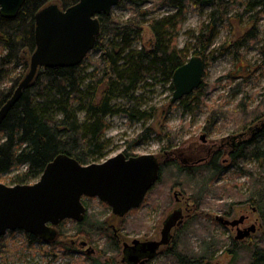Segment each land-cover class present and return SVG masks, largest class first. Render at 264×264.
Returning a JSON list of instances; mask_svg holds the SVG:
<instances>
[{"label":"rangeland","instance_id":"rangeland-1","mask_svg":"<svg viewBox=\"0 0 264 264\" xmlns=\"http://www.w3.org/2000/svg\"><path fill=\"white\" fill-rule=\"evenodd\" d=\"M228 1L231 9L224 24L218 27L215 39L207 51V56L213 54L217 58L207 65L203 88L195 91L198 99L185 100L184 104L173 103V83L163 78L148 80L146 83L149 85L142 84L135 94L136 109L146 112L147 118L134 124L121 113L109 116L102 137L106 145L105 156L94 162L102 163L120 153L131 156L150 154L163 160L169 137L175 133H183V136L176 138L177 147L185 150L196 144L202 150L206 149L203 150L205 160L200 165L185 164L186 167L201 168L211 163V155L221 153L219 163L223 169L214 183L221 187L218 195L209 194L200 207L194 202L191 192L185 191L181 186L177 187L176 183L182 184V180L175 181L162 176V180L150 191L141 207L121 219L98 198L84 197L86 217L90 221L97 219L103 222L104 231L92 233V237L84 233L80 235L77 233L80 222L66 220L63 227H60L62 222L57 228L58 236L54 241L40 240L34 243L30 242L29 234L24 231H8L0 241V245H3L0 249V264H120L123 243L160 239L163 221L175 207L176 188L185 196L184 199L180 196L183 207L187 206L188 197L191 198L189 207H193L192 204L195 206L192 217L177 231L178 239L171 253L183 252V247L199 252L203 240L212 239L219 246L211 255L213 259L204 264H246L249 253L245 248L250 246L249 243H252L251 246H264V212L251 198L253 180L251 176L239 172L233 164L223 163L227 149L230 150L232 146L218 149L221 141L228 136L241 134L250 128L248 139L251 141L253 133L256 131L257 135L260 132L256 128L261 121L253 122L254 116L250 114L258 108L260 115L262 109L259 106H264V7L245 11L240 3L249 4L250 0ZM160 4L159 0H147L144 6L136 9L124 0L113 8L111 14L119 19H128L149 10L150 13L142 20V32L134 42L135 48L152 44L153 32L149 27L151 22L177 12L175 8ZM213 11L212 6L187 5L178 22V29L173 33L174 46L187 51L190 58L195 56L198 42L194 37L200 33L203 25L210 22ZM100 55V51L94 49L88 54L83 65L86 74L94 70L91 63H97ZM27 60L30 66V55ZM28 70L29 67L24 76ZM21 72L20 68L13 77L17 78ZM240 76L245 79L239 78ZM119 103L120 101L117 103L120 107ZM215 112L222 114L211 120ZM244 113L248 116L243 119ZM214 143L218 144V148L216 147L215 153L207 156L205 153ZM237 163L246 169H256V177L264 180V172L257 169L258 164L247 158ZM25 170L24 167L13 170L0 179V182L13 186V177ZM39 179L40 177L34 183ZM254 210L257 212L254 213ZM219 215L227 216L228 219L250 215L249 225L256 224L258 231L248 241L237 242L234 240L237 231L217 222L215 218ZM62 231H65L64 236ZM237 249L243 251L236 256L234 251ZM164 252L161 251L148 264H176L175 259Z\"/></svg>","mask_w":264,"mask_h":264},{"label":"trees","instance_id":"trees-1","mask_svg":"<svg viewBox=\"0 0 264 264\" xmlns=\"http://www.w3.org/2000/svg\"><path fill=\"white\" fill-rule=\"evenodd\" d=\"M79 1L25 0L15 18H4L0 14V110L25 77L24 72L29 67L27 56L30 55L31 60L36 49V15L51 4L67 9ZM126 1L136 9L147 2ZM159 1L160 6L175 8L177 12L150 23L153 32L150 46L140 49L134 47L135 40L142 32V20L150 13L149 10L128 19L103 14L99 17L101 32L94 48L101 55L97 63H91L94 67L92 72L86 74L83 69L85 61L75 67L43 68L38 71L35 80L24 89L22 97L0 126V179L24 167L25 171L13 177V186L33 184L41 177L47 165L59 155L72 157L82 165L103 159L106 145L102 137L107 126L106 119L121 113L130 118L132 123H140L147 118L146 112L136 109L135 94L141 85L157 78L172 83L174 72L190 59L188 52L177 49L172 39L187 5L214 7L210 22L203 25L200 33L194 37L198 42L194 55L204 59L206 69L209 63L216 60L217 56H207V51L215 39L218 27L226 20L231 3L228 0ZM240 4L245 11H250L264 7V0H250L249 4ZM20 68V75L13 77ZM171 88L174 90L173 84ZM202 88L203 85L199 89ZM196 98L198 94L194 92L179 102L184 104L185 100ZM119 101L120 107L117 104ZM259 108L262 109L260 115L258 108L250 115L254 116L253 122L261 121L258 126L260 132L235 154L234 166L239 172L251 176V198L264 212V180L256 177V169H246L237 164L247 158L258 164L260 172H264V106ZM221 114L215 112L211 120ZM246 115L243 114V119ZM178 134L169 137L167 149L178 146L176 138L183 136V133ZM126 155L131 157L130 154ZM219 162L218 154L210 164L197 169L166 165L162 169V176L175 181L182 180L181 186L193 194L194 202L201 207V202L209 194L218 195L220 192L221 187L214 185L223 169ZM103 225L100 220L90 221L87 216L78 224L77 233L92 237V233L104 231ZM62 235H65V231H62ZM28 238L31 243L41 240L32 235H28ZM178 245L181 246L180 243ZM218 246L217 241L204 239L199 252L183 247V252L171 253L170 257L175 259L176 264H204L213 259L211 255ZM245 250L249 253L246 264H264V246H248ZM242 251L237 249L234 255Z\"/></svg>","mask_w":264,"mask_h":264},{"label":"water","instance_id":"water-1","mask_svg":"<svg viewBox=\"0 0 264 264\" xmlns=\"http://www.w3.org/2000/svg\"><path fill=\"white\" fill-rule=\"evenodd\" d=\"M121 1L124 0H80L67 9L51 4L36 15V49L27 74L0 110V126L40 69L75 67L83 63L100 35L99 17L110 15ZM24 2L0 0L1 16L15 18ZM205 72V62L200 56H193L179 67L172 78V102H179L199 89ZM159 171L158 159L150 154L127 157L120 153L102 163L89 165L59 155L34 184L7 186L0 182V237L8 231L20 230L52 242L57 238V228L62 222H82L85 219L84 197L98 198L110 206L115 216L123 218L142 205L147 193L159 180ZM217 220L233 227L241 222L224 217H217ZM182 222L180 211H176L164 223L161 241L143 245L151 253L156 252L160 246L169 243L173 228ZM255 228L253 225L246 233L239 232L237 239L250 236ZM139 243L134 241V244Z\"/></svg>","mask_w":264,"mask_h":264},{"label":"flooded vegetation","instance_id":"flooded-vegetation-1","mask_svg":"<svg viewBox=\"0 0 264 264\" xmlns=\"http://www.w3.org/2000/svg\"><path fill=\"white\" fill-rule=\"evenodd\" d=\"M258 128L259 127H257L256 130H259ZM248 130H250V128H248ZM248 130L246 132H243V133L238 134V135H233V136L226 137L225 139H223L221 141V146H219V148H218V144L214 143L213 146H210V149H208L205 154L207 156H209L212 153H215L216 147L219 150H221L223 147L232 146V148L230 150L227 149L226 159L223 160V163H230V164L234 165V163H235V154L237 152H239L240 150H242V147H244V146H246V145H248L250 143V138L248 139V136L250 135V132ZM255 135H256V131L253 133V137ZM203 150H206V149L203 148ZM203 150H202L201 146L199 147L196 144H192L191 146H189L188 149H185V150H183L182 148H179L177 146L174 147V148L165 150L164 151V159L163 160L159 159V157H156L158 159L159 163H160V171H159V180L156 182L154 187L157 185V183H159L162 180V169H163L164 166L167 165V166H173V167H176V168L179 167V168H184L185 169V168H188V167H186L185 164H192V165L199 164L200 165V163L205 160V158H204L205 156L203 154L204 153ZM218 154H219V156H221V153H216L215 155H211L213 157L212 161L214 160V158ZM223 154H225V153L223 152ZM208 158H207V160H208ZM176 184L178 185L177 187L181 186L180 182H177ZM153 188L151 190H153ZM175 190H177V192H175V195H176L175 207H174V209L172 211H170V213L167 215V217H165V219L163 221V226H164V223L166 222V220L172 214H174L176 211H180L183 222H182V224L180 226L176 225L175 228H173V230L171 232V239H170L169 243L167 245L160 246L157 249V251L154 252V253H151V250L148 247L143 245V243H145V242H159V241H161V239H162L161 232H160V239H151V240H146V241L145 240H138V241H140L139 244H134L135 240L131 244L123 243L122 259H121L120 264H148L159 253H161V251H163V252L166 251V252H164V254L170 255L172 249L174 248L173 246H174V244H176L177 239H178L176 237L178 235L177 231H180V229L182 227H184L186 222L192 217V211H193V208L195 206V204H192L193 207H189V205L191 204V202H190L191 198L188 197L187 201H186V205L187 206L183 207L182 206V198L184 199L185 196H184V194L182 192H180L179 188H176ZM150 191L147 193V195L150 193ZM147 195H146V197H147ZM180 196L182 198H180ZM256 212L257 211L254 210V213H256ZM85 217H86V215H85ZM217 217H224L225 219H228L227 216H224V215H219ZM217 217L215 219L221 225H223L224 227H230V228H232V230H236L237 231V236L234 239L237 242L244 243V242L248 241L252 237V235L255 234L258 231L257 225L254 224V226L256 228H255V230L253 232H250V236L245 237L243 239H237V237L239 235V232L246 233V231L247 230L249 231V229L253 226V225H249L250 221H251V216L250 215H246V216L243 215L239 219H235V218L234 219L233 218L228 219V220H231V221H236V220L241 221L235 227L230 226V225L227 226V225L223 224L222 222L217 220ZM163 226H162V229H163ZM162 229H161V231H162ZM125 244H128V245H125ZM249 245L251 246L252 243H249ZM83 246L85 247L86 244H83ZM89 252H90V250H89Z\"/></svg>","mask_w":264,"mask_h":264}]
</instances>
